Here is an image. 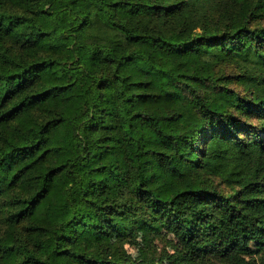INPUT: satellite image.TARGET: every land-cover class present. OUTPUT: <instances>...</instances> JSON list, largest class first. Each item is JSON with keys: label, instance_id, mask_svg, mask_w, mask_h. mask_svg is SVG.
<instances>
[{"label": "trees", "instance_id": "obj_1", "mask_svg": "<svg viewBox=\"0 0 264 264\" xmlns=\"http://www.w3.org/2000/svg\"><path fill=\"white\" fill-rule=\"evenodd\" d=\"M162 231L264 264V0H0V264Z\"/></svg>", "mask_w": 264, "mask_h": 264}, {"label": "rangeland", "instance_id": "obj_2", "mask_svg": "<svg viewBox=\"0 0 264 264\" xmlns=\"http://www.w3.org/2000/svg\"><path fill=\"white\" fill-rule=\"evenodd\" d=\"M127 251L143 264H172L181 254V245L171 234L162 231L157 236L144 233L125 244Z\"/></svg>", "mask_w": 264, "mask_h": 264}]
</instances>
